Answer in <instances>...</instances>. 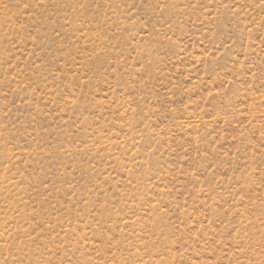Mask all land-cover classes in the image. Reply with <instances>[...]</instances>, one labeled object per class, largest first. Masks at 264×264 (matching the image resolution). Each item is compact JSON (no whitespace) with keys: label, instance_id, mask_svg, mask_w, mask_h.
<instances>
[{"label":"rangeland","instance_id":"374dc122","mask_svg":"<svg viewBox=\"0 0 264 264\" xmlns=\"http://www.w3.org/2000/svg\"><path fill=\"white\" fill-rule=\"evenodd\" d=\"M0 264H264V0H0Z\"/></svg>","mask_w":264,"mask_h":264}]
</instances>
